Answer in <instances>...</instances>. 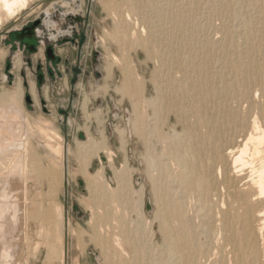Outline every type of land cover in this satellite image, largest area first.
I'll return each mask as SVG.
<instances>
[{
  "label": "bare ground",
  "instance_id": "6f19581e",
  "mask_svg": "<svg viewBox=\"0 0 264 264\" xmlns=\"http://www.w3.org/2000/svg\"><path fill=\"white\" fill-rule=\"evenodd\" d=\"M27 3L28 0H0V23L14 16ZM124 3L130 12L140 16L137 18L141 19L142 26L134 27L132 32L137 37V33L147 35L144 41L143 37L140 38L141 43L155 62L151 78L156 95L145 96L142 79L136 80L134 72L128 71L129 67H125L128 72H122L125 75L117 91L131 99L133 129L145 140L151 139L149 135L155 137V144L160 147L157 150L151 143L146 149L148 174L154 184L157 203L155 213L162 235L157 262L264 264V0H124ZM114 10L117 11V8ZM121 18L118 23L124 29L128 24L121 22ZM126 29L123 30L124 36ZM21 92L19 83L15 90L1 96L0 101L17 104ZM148 107L152 108L149 114L145 110ZM9 110L13 115H7L5 111L0 113V117L8 116L7 121L0 122V150H4V153L18 150L17 143L21 141L18 136L22 135L14 130L17 122H12L18 115V109ZM28 142H24L27 149L32 147ZM51 146H47L50 151ZM54 147L53 150L56 149ZM23 150L26 151L25 148ZM18 152L15 154L18 155ZM36 152L30 153L36 156L35 159L39 155ZM40 167L38 169L41 171L45 168V175L54 177L51 170H46L48 165ZM32 168L29 166L28 169ZM3 169L2 172L5 171ZM33 170L26 171L37 173V170ZM118 173L123 192L127 165ZM93 176L96 175L87 173L86 181L92 182V178L95 179ZM96 179L99 180L98 177ZM105 192L100 195L102 203L99 202V206L102 208V205H106V208L99 214L94 211L97 224L104 227L114 222L119 230L115 235L122 242H128L123 230L127 226L124 213L119 208L111 210V206H108L121 202L118 199L121 189L120 193L112 189ZM34 196L33 201L25 203V210L35 214L33 217L36 216L35 219L41 224L51 223L56 214H52L51 204L50 209H45L43 197L46 196H43V192H37ZM10 203L0 201V219L7 216L9 220L13 219V214L8 213L7 209ZM1 223L2 233L5 229ZM60 223L58 227L62 226ZM11 231L13 229H9V233ZM6 245H9L8 242ZM60 247L63 245L60 244ZM50 248L49 255L54 256L51 252L53 247ZM106 262L118 264L108 257Z\"/></svg>",
  "mask_w": 264,
  "mask_h": 264
},
{
  "label": "rangeland",
  "instance_id": "374dc122",
  "mask_svg": "<svg viewBox=\"0 0 264 264\" xmlns=\"http://www.w3.org/2000/svg\"><path fill=\"white\" fill-rule=\"evenodd\" d=\"M123 3L124 0H28L27 5L19 12L0 23V97L15 90L19 83L22 87L17 104L15 102L16 106L11 101H0V113L5 111L7 115H13L9 108L18 109L19 116L15 115L18 118H14L12 122H17L14 130L18 135L22 134L18 137L21 141L23 139V143H17L19 148L16 151L9 150L4 153V150H0V201L11 202L7 209L8 213L13 214V221L9 220L8 216L0 219V223L4 221L1 224L5 229L0 232V264H107V257L118 264H159L157 249L162 244V235L155 213L157 203L154 184L149 176L147 150L151 143L157 150L160 147L155 144V137L149 135L151 139L145 140V137L133 129L131 99L123 92L117 91L124 78L123 73L131 71L135 74L134 78L139 77L136 80L142 79L146 97L156 95L151 78L155 62L141 43L147 35L137 33V37L132 32L134 27L142 26L141 19H138L140 16L130 12ZM120 18L123 19L121 22L128 24L124 28H127L125 36L124 29L118 23ZM38 19L42 24L36 34L41 42L36 43L37 50L31 53L25 48V43L19 41L18 35L20 30ZM83 32L87 35L81 52L83 71L73 87L72 68L76 65L78 57L74 39H78ZM65 41L67 42L64 43ZM48 45H53L60 55L62 61L59 64L48 61ZM125 67L131 70L127 71ZM51 69L53 75L49 73ZM41 74L44 79L39 81ZM27 95L32 99L30 103L26 100ZM145 110L149 114L152 108ZM7 115L0 117L1 123L7 121ZM24 140L29 141L28 144L32 147L27 149ZM49 144L53 145L52 151L47 147ZM53 147L56 149L53 150ZM31 149L37 151L40 159H35L36 156L30 154L33 152ZM7 152L16 153V157ZM28 153L30 155H27ZM6 156H9L8 160ZM52 158L55 159L54 162H51ZM34 161L35 163H32ZM125 165L129 175L127 173L125 179L123 178L125 191L122 192L118 171ZM29 166L32 170L28 169ZM40 166L51 170L52 175L55 174L54 177L45 175V168L41 171ZM33 169L35 172L37 169L41 172L37 170V173H30ZM89 172L98 175L99 182L96 176H93L95 179L92 178V182L86 181L85 175ZM95 180L98 183L93 182ZM13 186H16V189ZM111 189L118 193L121 189L118 197L121 202L110 203L108 206H111V210L119 208L124 213L127 226L123 230L128 236V242H122L115 235L119 230L114 222L113 225L104 227L97 224V214L106 208V205L100 208V197L106 193L105 190ZM49 190L51 192H48ZM37 192H43L46 197H43L44 203L42 200L41 202L45 209H50L51 204L52 214H56L55 217H59V220L53 215L51 223L41 224L35 219L36 216L33 217L35 214L25 210V203L33 201ZM148 202L151 204V210H147ZM94 211L97 214H94ZM58 223L62 226L58 227ZM9 229L13 231L9 233ZM45 235L50 238L49 241ZM7 242L9 245H6ZM59 243L63 247H60ZM49 247H53L51 252L54 256L49 255ZM11 250L13 254L16 253L14 256Z\"/></svg>",
  "mask_w": 264,
  "mask_h": 264
},
{
  "label": "water",
  "instance_id": "95a60500",
  "mask_svg": "<svg viewBox=\"0 0 264 264\" xmlns=\"http://www.w3.org/2000/svg\"><path fill=\"white\" fill-rule=\"evenodd\" d=\"M41 23V20H36L34 21L32 24L26 26L22 31L21 33L18 35V39L20 40H23L25 37H31L33 36L34 34V30L37 28V26ZM87 40V35L86 33H82V37H81V40H80V43H79V48L80 50L82 49V47L84 46L85 42ZM31 51H35L36 50V47L33 46L30 48ZM47 58L49 60H55L56 59V55H55V52H54V47L52 45H49L47 47ZM81 60V53H79V56H78V63H77V66L74 68V73H75V77L72 79V86L74 87L75 84L77 83V81L79 80V77L82 73V68L80 66V61ZM44 78V75L41 74L39 75V81H42ZM26 100L27 102H31V97L29 95L26 96ZM147 210H151V204L150 202L147 203Z\"/></svg>",
  "mask_w": 264,
  "mask_h": 264
},
{
  "label": "flooded vegetation",
  "instance_id": "af4514ba",
  "mask_svg": "<svg viewBox=\"0 0 264 264\" xmlns=\"http://www.w3.org/2000/svg\"><path fill=\"white\" fill-rule=\"evenodd\" d=\"M40 20V19H39ZM33 23V22H32ZM31 23V24H32ZM41 24H42V21H41V23L37 26V28L34 30V34H33V36H31V37H25L23 40H20L19 39V41H21V42H23V43H25V48L27 49V51H29V52H31V53H34L36 50H37V48H36V50L35 51H31V47H33V46H35L36 47V43L37 42H41L38 38V35L36 34V31H37V29L41 26ZM25 28V27H24ZM23 28V29H24ZM22 29V30H23ZM22 30H20V33H21V31ZM19 33V34H20ZM81 37H82V33H80V36L78 37V39H74V42H76V44H77V50H78V56H79V53H81L82 52V49L80 50V48H79V43H80V40H81ZM34 41V42H33ZM67 41H65L64 43H66ZM49 46V45H48ZM47 46V47H48ZM53 46V45H52ZM47 47H46V55H47ZM84 47V46H83ZM82 47V48H83ZM54 52H55V55H56V59L55 60H49L48 58V61H50V62H53V63H55V64H59L62 60H61V57H60V55L56 52V49L54 48ZM81 61V60H80ZM77 63H78V57H77V61H76V65H74V67L72 68L73 69V76H72V79L75 77V73H74V68L77 66ZM80 66H82V64H81V62H80ZM82 68V67H81ZM59 69V68H58ZM83 70V69H82ZM50 75H53V71H52V69L50 70ZM44 79V78H43Z\"/></svg>",
  "mask_w": 264,
  "mask_h": 264
}]
</instances>
